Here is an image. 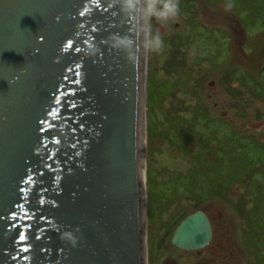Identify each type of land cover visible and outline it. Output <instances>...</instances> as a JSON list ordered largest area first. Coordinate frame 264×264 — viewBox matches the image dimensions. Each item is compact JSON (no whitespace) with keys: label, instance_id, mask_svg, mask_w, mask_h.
Wrapping results in <instances>:
<instances>
[{"label":"water","instance_id":"95a60500","mask_svg":"<svg viewBox=\"0 0 264 264\" xmlns=\"http://www.w3.org/2000/svg\"><path fill=\"white\" fill-rule=\"evenodd\" d=\"M151 1L0 0V264H149ZM212 237L199 209L172 242Z\"/></svg>","mask_w":264,"mask_h":264},{"label":"rangeland","instance_id":"374dc122","mask_svg":"<svg viewBox=\"0 0 264 264\" xmlns=\"http://www.w3.org/2000/svg\"><path fill=\"white\" fill-rule=\"evenodd\" d=\"M180 1L187 15L161 18L149 264L212 263L208 249L199 256L172 242L195 207L220 210L213 243L220 238L225 264H264V127H247L264 120V0Z\"/></svg>","mask_w":264,"mask_h":264},{"label":"flooded vegetation","instance_id":"af4514ba","mask_svg":"<svg viewBox=\"0 0 264 264\" xmlns=\"http://www.w3.org/2000/svg\"><path fill=\"white\" fill-rule=\"evenodd\" d=\"M151 3H153V1H151ZM177 3L179 4V12L178 13H180L181 12V14L182 15H187V14H184L183 13V3L181 4V1L180 0H177ZM161 7H163V4L161 5ZM185 8V11H187V8L186 7H184ZM182 10V11H181ZM190 14H192V12H190ZM150 16H151V26H150V32H152V26H153V20L155 19V17H153V14H151L150 13ZM179 24V22H177L176 23V25H178ZM160 29L159 30V32L161 33V34H163V35H165V32H166V25L165 24H162V23H160V25L157 27V29ZM178 35L177 34H175V37H177ZM179 39V38H178ZM210 83H215V81H211ZM221 114H223V111L221 112ZM224 115V114H223ZM220 118V117H219ZM223 120H225L223 117H221ZM232 120H227V121H225L227 124H231V125H233L232 124V122H231ZM145 156H146V158H147V154H145ZM145 161V160H144ZM145 163V162H144ZM145 166H147V165H145ZM146 168V173H147V167H145ZM146 185H147V179H146ZM147 197H148V190H147ZM147 204H148V199H147ZM199 209H202V210H204L206 213H207V215H208V217L210 218V220H211V223H212V226H213V237H212V240L210 241V243L206 246V247H204V248H202V249H196V250H185V251H188V252H191V253H196L197 255H204L205 254V252H206V250L208 249L210 252H211V264H225L224 263V259H223V257H220V254H221V251H220V246L222 245L221 243H220V238L217 240V242L214 244L213 242H214V239H215V236H216V226H215V223H216V220H218L219 218H220V210L219 211H217V213L216 212H212V211H210V210H208V209H206V208H203V207H195L194 209H191L189 212H187L183 217H181L180 219H179V221L177 222V224H176V226H178V224L181 222V220L185 217V216H187L189 213H192V212H194V211H196V210H199ZM176 246V245H175ZM179 248V247H178ZM181 250H184V249H181ZM213 255H215V256H213Z\"/></svg>","mask_w":264,"mask_h":264},{"label":"clouds","instance_id":"9594fccd","mask_svg":"<svg viewBox=\"0 0 264 264\" xmlns=\"http://www.w3.org/2000/svg\"><path fill=\"white\" fill-rule=\"evenodd\" d=\"M129 6L132 7L131 0H129ZM149 11L151 14L157 16V18H167L169 16H175L179 12V4L177 0H164L163 8L158 9L156 7L155 2L150 3ZM131 43V40L128 41ZM164 41L159 33L155 36L154 40L152 41V47L159 51L162 49Z\"/></svg>","mask_w":264,"mask_h":264}]
</instances>
